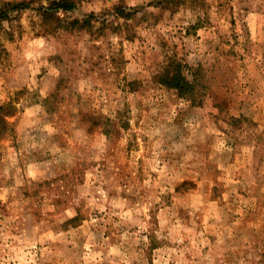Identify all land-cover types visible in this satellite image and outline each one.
<instances>
[{
    "label": "clouds",
    "instance_id": "clouds-1",
    "mask_svg": "<svg viewBox=\"0 0 264 264\" xmlns=\"http://www.w3.org/2000/svg\"><path fill=\"white\" fill-rule=\"evenodd\" d=\"M0 138V264H264V0H0Z\"/></svg>",
    "mask_w": 264,
    "mask_h": 264
},
{
    "label": "rangeland",
    "instance_id": "rangeland-1",
    "mask_svg": "<svg viewBox=\"0 0 264 264\" xmlns=\"http://www.w3.org/2000/svg\"><path fill=\"white\" fill-rule=\"evenodd\" d=\"M224 3H225V0H219V6L221 7V8H223L224 7ZM235 23V22H234ZM7 121V120H6ZM8 122V121H7ZM9 123V122H8ZM11 131L13 132V133H15V128L13 127V128H11ZM5 147V143H4V141H3V139L2 138H0V149H3ZM0 155H2V153H0ZM208 159H209V161H211V155H209V157H208ZM121 163L124 165V168L125 169H127V164L122 160L121 161ZM141 163H143V162H141ZM231 164H238V158H237V155H233L232 156V159H231ZM209 167L211 168L212 167V165L210 164L209 165ZM143 171V169H141V172ZM215 172L217 173V176H216V183L218 184V185H221V181H220V179H219V176L220 175H226V173H222V172H220V169L219 168H216L215 169ZM210 188H211V185L209 186ZM222 190H226L225 189V186H223V185H221V187L220 188H218V189H213V192L215 193V195H219L220 194V191H222ZM243 195H246V193H242Z\"/></svg>",
    "mask_w": 264,
    "mask_h": 264
},
{
    "label": "trees",
    "instance_id": "trees-1",
    "mask_svg": "<svg viewBox=\"0 0 264 264\" xmlns=\"http://www.w3.org/2000/svg\"><path fill=\"white\" fill-rule=\"evenodd\" d=\"M3 125L8 126L9 123L6 120H3Z\"/></svg>",
    "mask_w": 264,
    "mask_h": 264
}]
</instances>
